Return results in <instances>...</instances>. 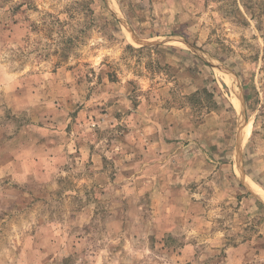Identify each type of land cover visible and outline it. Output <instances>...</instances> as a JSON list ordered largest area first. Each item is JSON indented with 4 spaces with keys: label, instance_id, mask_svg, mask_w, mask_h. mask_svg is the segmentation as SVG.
Listing matches in <instances>:
<instances>
[{
    "label": "rangeland",
    "instance_id": "374dc122",
    "mask_svg": "<svg viewBox=\"0 0 264 264\" xmlns=\"http://www.w3.org/2000/svg\"><path fill=\"white\" fill-rule=\"evenodd\" d=\"M258 183L264 0H0V264H264Z\"/></svg>",
    "mask_w": 264,
    "mask_h": 264
},
{
    "label": "bare ground",
    "instance_id": "6f19581e",
    "mask_svg": "<svg viewBox=\"0 0 264 264\" xmlns=\"http://www.w3.org/2000/svg\"><path fill=\"white\" fill-rule=\"evenodd\" d=\"M212 66H213V68L214 69H216V70H219L218 69V66H217V64H215V65H213L212 64ZM232 87V86H231ZM233 98H234V102L235 103H237V95L235 94V93H233ZM234 172L239 176V178L244 182V184L248 187V188H250V189H252L253 191H256V189L254 188V187H252V184L250 183V181L248 180H246V176H243L242 174V172H241V170H240V168H239V160H238V157H236V159L234 160ZM239 169V170H238ZM240 172V173H239ZM245 177V178H244ZM248 179V178H247ZM240 180V181H241ZM241 181V182H242ZM254 193H256V192H254ZM255 195V194H254ZM260 201H262L263 203H264V199L263 200H261L257 195H255Z\"/></svg>",
    "mask_w": 264,
    "mask_h": 264
},
{
    "label": "trees",
    "instance_id": "16d2710c",
    "mask_svg": "<svg viewBox=\"0 0 264 264\" xmlns=\"http://www.w3.org/2000/svg\"><path fill=\"white\" fill-rule=\"evenodd\" d=\"M263 189H264V184L262 183H258Z\"/></svg>",
    "mask_w": 264,
    "mask_h": 264
}]
</instances>
